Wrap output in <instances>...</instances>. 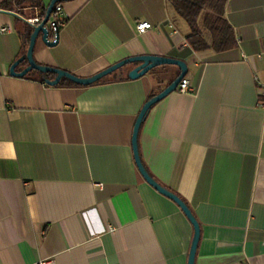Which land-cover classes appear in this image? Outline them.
<instances>
[{
    "label": "crops",
    "instance_id": "0c3cea01",
    "mask_svg": "<svg viewBox=\"0 0 264 264\" xmlns=\"http://www.w3.org/2000/svg\"><path fill=\"white\" fill-rule=\"evenodd\" d=\"M4 1L0 264H187L193 228L143 180L131 146L143 105L178 69L161 66L129 80L124 67L77 87L48 86L44 79L54 76L35 71L13 77L30 21L41 22L51 0H39L41 9ZM57 4L65 24L54 47L36 40L38 65L89 78L132 57L175 59L188 47L189 28L167 0ZM224 19L236 47L181 59L189 92L175 90L151 108L138 152L147 173L195 217V264H264V0H228ZM139 22L153 28L137 35ZM198 24L203 30L202 18Z\"/></svg>",
    "mask_w": 264,
    "mask_h": 264
},
{
    "label": "water",
    "instance_id": "95a60500",
    "mask_svg": "<svg viewBox=\"0 0 264 264\" xmlns=\"http://www.w3.org/2000/svg\"><path fill=\"white\" fill-rule=\"evenodd\" d=\"M71 0H51L49 3L46 14L43 20L39 24H35L31 26V30L29 32V39H28V45L25 51V54L22 55L17 61H15L9 69V74L13 77L22 78L26 74L35 71L39 74L43 75H53V80L44 79V83L48 86H56L58 83L65 79L74 85L77 86H90L95 84L96 82L102 80L103 78L115 73L116 71L124 68V67H131V69L127 73V78L129 80H137L143 76H145L148 72L151 70L161 67V66H175L178 69V75L173 79V81L165 87L161 92L150 98L142 107L141 111L139 112L132 132V139H131V146H132V154L134 163L136 165V168L143 178V180L148 183L155 191H157L159 194L163 195L164 197L170 199L173 201L178 208L181 210V212L184 214L186 219L189 221L193 228V238L188 254L187 264H195V255H196V249L199 241L200 236V229L199 225L193 216L191 210L189 207L175 194L168 191L167 189L163 188L161 185H159L145 170L144 166L141 163L139 152H138V145H137V138L138 133L140 130V127L142 123L144 122L146 116L148 115L151 108L159 103L161 100H163L165 97H167L169 94L174 92L180 83V81L185 78L187 74V65L184 61L170 58V57H159V56H150V55H143L138 57H132L125 59L123 61H120L119 63H116L107 69L89 77V78H79L75 75H72L66 71L52 68V67H46L42 65H38L35 63L33 59V53H34V47L36 40L40 37L41 43L48 48L54 47L59 38V29H54V42H47V38L49 36L50 30L48 29V22L49 19L53 13V7L57 3L62 2H68ZM25 63V68L21 71H17V67Z\"/></svg>",
    "mask_w": 264,
    "mask_h": 264
},
{
    "label": "trees",
    "instance_id": "16d2710c",
    "mask_svg": "<svg viewBox=\"0 0 264 264\" xmlns=\"http://www.w3.org/2000/svg\"><path fill=\"white\" fill-rule=\"evenodd\" d=\"M167 1L177 16L182 18L189 28V34L186 37L188 47L178 52H173L171 55L175 59L185 60L193 53L205 50H213L220 53L236 47L233 31L224 19V7L228 0ZM12 5L18 8L28 5L29 7L41 9L39 0H5L3 3V6L7 8ZM45 13L43 10L41 11V20L45 17ZM200 18H202L203 30L199 28L198 20ZM203 32L209 34L210 43L206 40ZM28 37L29 32L26 33V40ZM58 86L77 87L65 79H62ZM152 97L153 95H150L148 100Z\"/></svg>",
    "mask_w": 264,
    "mask_h": 264
},
{
    "label": "built area",
    "instance_id": "2783aa9c",
    "mask_svg": "<svg viewBox=\"0 0 264 264\" xmlns=\"http://www.w3.org/2000/svg\"><path fill=\"white\" fill-rule=\"evenodd\" d=\"M33 25L35 24H39L40 21L38 19H34L30 21ZM65 24V19L63 16V9L61 4H56L53 7V13H52V20L49 21L48 25L50 28V31L54 32V29H60L64 26ZM168 27L173 30V27L171 25V23L167 22ZM153 27L148 23V22H139L135 25V32L137 35H143L146 32H148L149 30H151ZM1 32H8L9 29H1ZM47 42H54V34L52 37L48 36L47 38ZM176 91H178L179 93H188L189 89H188V81L183 78L180 83L178 84ZM259 94L261 96L264 97V85H261L259 88ZM42 264V263H39Z\"/></svg>",
    "mask_w": 264,
    "mask_h": 264
},
{
    "label": "rangeland",
    "instance_id": "374dc122",
    "mask_svg": "<svg viewBox=\"0 0 264 264\" xmlns=\"http://www.w3.org/2000/svg\"><path fill=\"white\" fill-rule=\"evenodd\" d=\"M165 67H170V66H165Z\"/></svg>",
    "mask_w": 264,
    "mask_h": 264
}]
</instances>
